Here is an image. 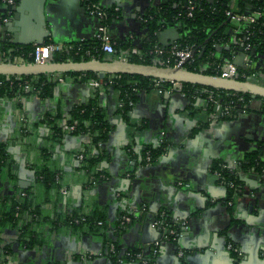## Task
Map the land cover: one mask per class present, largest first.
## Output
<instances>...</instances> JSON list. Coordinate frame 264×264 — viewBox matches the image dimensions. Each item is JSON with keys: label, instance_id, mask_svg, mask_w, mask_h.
<instances>
[{"label": "crops", "instance_id": "obj_1", "mask_svg": "<svg viewBox=\"0 0 264 264\" xmlns=\"http://www.w3.org/2000/svg\"><path fill=\"white\" fill-rule=\"evenodd\" d=\"M94 1L109 13L105 26L113 43L131 44L116 54L140 50L148 34L144 15L150 8L177 3ZM102 20L87 11L83 0H14L12 5L0 0V24L8 22L0 25V47L34 46L47 39L74 46L92 43ZM181 32L176 22L157 29L154 35L164 45ZM257 64L261 77L264 57ZM56 78L51 96L30 93L0 98V142L7 144L10 169L9 174L6 169L0 173V196L11 194L15 187L30 192L39 213L32 228L41 240L32 248L17 247V231L5 227L0 246L11 244L14 249L7 264H142L106 256L107 241L121 251L141 252L147 264H264V171L239 167L252 153L264 160V113L255 107L233 118H216L202 97L152 88L138 92L124 115L116 89L93 86L91 79L81 80L80 75ZM92 98L103 110L109 129L98 147H89L101 157L96 179L81 168L82 160L77 157L89 144V136L64 129L68 112ZM57 113L60 116L55 119ZM161 142L167 148L158 159L141 163V152ZM217 161L237 163L239 184L228 204L222 202L228 189L211 170ZM40 167L56 173L55 186L44 187L37 175ZM141 205L146 207L144 212L125 226L119 224L124 211ZM160 210L185 222L175 242L161 240L153 225ZM74 213L99 217L101 224L75 228L64 224ZM228 241L240 249L238 259L227 249ZM99 251L102 256L97 255Z\"/></svg>", "mask_w": 264, "mask_h": 264}, {"label": "trees", "instance_id": "obj_2", "mask_svg": "<svg viewBox=\"0 0 264 264\" xmlns=\"http://www.w3.org/2000/svg\"><path fill=\"white\" fill-rule=\"evenodd\" d=\"M92 2L94 0H88ZM194 8L191 10V15L187 14V8L185 7V0H177L175 6L173 2L161 3L158 6L150 8L145 16V24L148 26V34L141 40L140 55L131 54L128 58L129 61L140 62L145 64L153 63V55L150 50L154 46L163 47L156 41L154 32L157 29L163 28L168 24L179 23L181 26V35L175 43L180 48L194 49L195 53L192 58L189 59L184 65L185 69L192 71H200L208 74H220L218 65L224 63L225 60L234 61L235 52L239 49V43L243 42V46L247 42L251 45L249 51L252 63L247 67L245 65L237 64V70L239 73H250L252 71L261 69L259 67L258 60L264 57V0H192ZM231 10L233 13H244L247 10H258L261 14L255 20V22L247 25H236L232 21L228 20L226 15L227 10ZM110 20L109 13L105 14L102 22L107 23ZM227 21V22H226ZM237 29L236 32L234 30ZM248 35V39H247ZM235 38V39H234ZM240 38V41L238 39ZM45 40L44 43L48 42ZM112 41V40H111ZM114 50L118 52L119 49L127 48L131 46L128 43H118L112 41ZM229 46L225 48V46ZM82 50L77 54L71 53L67 55H55L54 61L65 60H89L96 59H114L115 57L108 58L105 53L100 49V43L97 39H94L92 43H82ZM220 46V49L217 48ZM204 47L201 56H198L200 50ZM33 46H16V45H2L0 52L9 56V60H13L15 57H21L24 62H32L33 57L30 55L33 50ZM85 50L89 51V54L85 53ZM253 51V53H252ZM115 52V54H116ZM247 53V51H245ZM174 61L164 63L169 66L174 65ZM65 75H80L81 80H96L100 82V85L105 87H112L119 92L121 112L126 115L131 105L129 101H134L136 95L140 91H149L154 88L156 80L152 77L138 75V74H115L104 73L103 76H99L98 73L92 71H67V72H55L45 74H33V75H0V98H19L30 93H35L40 97H48L52 95L53 88L57 83V78L54 76ZM119 75V77H117ZM112 79L111 84L108 81ZM239 79L244 80V77ZM28 82L30 88L24 90L23 83ZM183 91L188 97L199 96L206 99L204 93H200V89L208 88L212 89L221 101V105L226 107L230 101L235 100L237 97H243L244 103L247 104L252 98L259 100V107L257 111L264 113V97L255 96L252 97L250 93H243L241 91L227 90L202 86L198 84L182 83ZM197 91V92H196ZM242 104V103H241ZM207 109L211 110L210 102L206 103ZM239 101L231 103L230 111L228 114L221 115L218 118H233L240 113ZM252 107H247L245 110H253ZM60 116L57 113L53 116L55 119ZM49 122L53 120L48 119ZM68 123L76 122L74 132L84 133L89 136V144L84 146L79 154H82L81 168L90 173L92 179H96L98 176L97 166L100 161V156L92 154L89 147H98V145L104 141L109 131L108 124L105 119L103 110L98 107L96 99L92 98L87 103L78 105L72 108L68 112ZM140 125H136L138 129ZM55 128V132L59 131L58 127ZM22 132L26 130V127L21 126ZM26 132V131H25ZM167 148V143L161 142L155 147H146L141 156H145V152L148 150L151 156V163L155 162L158 157ZM8 151L7 144L0 142V173L3 170H7L8 174L10 169L8 168ZM144 163V160H141ZM220 162H214L211 165V170L217 169L221 172L224 183L227 187L228 193L225 198H222V202L228 204L236 194L239 184L236 169L228 170L221 169ZM239 167L244 169H250L256 171H262L264 169V160H262L258 154L252 153L247 155L245 159L239 162ZM12 175V174H11ZM37 175L39 180L43 183L44 187L49 188L52 185H56V173L48 170V168L40 167L37 169ZM232 183V186L230 185ZM24 191L25 196H19V192ZM230 207V205H229ZM125 212V211H124ZM39 213L34 206L30 197V192L27 189L15 187V190L9 195L0 196V234L7 226L14 228L17 231L16 246L32 248L41 243L39 235L35 234L33 225L38 221ZM81 218H84L82 220ZM134 218V217H133ZM74 219H78V222H74ZM97 218H90L85 215H78L76 213L66 217L63 221L64 224L77 227L83 224H96L98 225ZM57 221H53L55 225ZM113 243L115 245L117 253L119 252L118 245L112 241H107V244ZM14 249L11 244H5L0 246V261L2 264H7L9 259L13 256ZM234 255V254H233ZM235 256V255H234ZM115 258V256H111Z\"/></svg>", "mask_w": 264, "mask_h": 264}, {"label": "built area", "instance_id": "obj_3", "mask_svg": "<svg viewBox=\"0 0 264 264\" xmlns=\"http://www.w3.org/2000/svg\"><path fill=\"white\" fill-rule=\"evenodd\" d=\"M83 1H84L85 8L90 14L96 15L97 17H99V19H103L105 17L106 13L98 7L95 1H92V2H89L88 0H83ZM5 2L8 5H12L14 3V0H5ZM184 3L188 11L187 14L190 16L191 10L194 8L193 1L185 0ZM260 14L261 13L258 10L249 11L248 14H245V12L244 13H233L230 9L226 11V15L229 17V20L239 26L244 25V24L249 25L255 22L256 18L260 16ZM236 31L237 29L234 30V32ZM95 38L99 41L100 49L102 50V52L113 55V57H115L114 59L128 60L131 54H135L137 56L140 55V51L137 49H128L127 51L121 52L119 54H115V50H114L111 38L109 37L107 30H106L105 23L103 22L100 23L96 27ZM247 39H248V35H247ZM238 41H240V38L238 39ZM33 47L34 48L31 51L30 55L33 57L32 62L34 63H45V62L51 61L53 59V55L61 54V55L70 56L71 53L77 54L80 50H82L80 45H77V46L68 45V44H63L61 42L52 41V40H49L46 43L43 42L40 44H35ZM192 50L194 49H190L186 47L180 48L174 41L172 44L166 45L163 47L154 46L153 49L150 50V53L153 55L154 64L169 66L164 63H169L171 60H173L175 62L173 66H176L182 63L183 60L186 58L191 59L193 56L191 55ZM250 50H251V45L248 42L245 46L242 45L243 55H242L241 61L243 65L247 67L252 63V59L249 53ZM245 51H247V53ZM85 53L89 54V51L85 50ZM8 58H9L8 55H4V53L2 52L0 53V60L17 61V62L23 61L21 57H15L13 60H9ZM218 67L220 70V74L218 75L222 77H226V78L239 79V76H240V77H244V80L258 82L257 79L262 74L261 69L252 71L247 74L239 73V71L237 70V64L234 61H229V60H225L224 63H222L221 65H218ZM117 77H119V75ZM58 81H62V79L60 78L58 79ZM112 82H113L112 79L108 81L109 84H111ZM90 83L93 86H100V82L96 80H91ZM22 87L24 90H28L30 88V85L28 82H25L23 83ZM154 88H164L166 92H179L181 94H185V92L183 91L182 82L173 81V80L158 79L156 80L154 84ZM199 91L200 93H204L206 95V99L204 100L206 103L210 102L212 115L213 117H216V118L220 117L221 115L228 114L230 111L232 102L239 101L241 105L240 107L242 108L240 112H246L245 109L247 107H252V108L256 107L258 109L259 103H260L259 100L252 98V100H249L246 104L243 101V97L240 96V97H237L233 101L231 100L230 103L226 107H223L221 105V101L218 98L217 94L212 89L202 88ZM254 103H256L257 105L254 106L253 105ZM128 104L132 105V101H129ZM121 105H122V102H119V106ZM75 126H76V122H72L70 124L68 123L67 125L64 126V129L68 131H74ZM77 157L79 159H82L83 156L82 154H78ZM140 159L144 160V164H150L151 156H150L149 151L147 150L145 152V156L144 157L141 156ZM236 165H237L236 161H233L230 163L223 162L221 163L220 168L228 169L231 171V170L236 169L237 167ZM212 172L216 175L219 182L223 184L224 180L221 175V172L217 169L212 170ZM179 184H182V183L179 182ZM230 185L232 186V183H230ZM61 191L63 193H66L65 189H61ZM25 195L26 193L24 191L19 192V196L23 197ZM145 210H146L145 205L130 206L124 213H122L118 217L119 224L121 226H125L126 224H129L131 220L133 219V217L140 214L141 212H144ZM81 219L84 220V218H81ZM73 221L78 222L79 220L74 219ZM184 223H185L184 221L170 218L167 215L166 211L160 210L159 212L156 213V217L153 222V225L157 227L158 230L160 231L161 240L175 242L177 238L180 236V228L184 225ZM97 224H101V221H98ZM159 243L160 241L158 240L155 241V250H154L155 253L158 249L157 246H159ZM226 247L229 251H231L235 255V259H238L240 257L241 255L240 249L234 243L228 241L226 243ZM104 253L108 257L115 256V259L118 262L136 261L142 264H147V260L143 257L141 252H137L133 250H124V251L119 250V252L117 253L115 245L113 243L106 245ZM97 255L102 256L103 252L99 251ZM178 255L182 256L183 250H179Z\"/></svg>", "mask_w": 264, "mask_h": 264}, {"label": "water", "instance_id": "obj_4", "mask_svg": "<svg viewBox=\"0 0 264 264\" xmlns=\"http://www.w3.org/2000/svg\"><path fill=\"white\" fill-rule=\"evenodd\" d=\"M8 6H6L7 9ZM5 9V10H6ZM4 12V11H3ZM246 11L245 14H248ZM229 17L227 18V21ZM226 21V22H227ZM8 22L1 23L6 25ZM0 24V25H1ZM180 38V35L173 38L168 44L162 46L170 45L174 41ZM235 39V38H234ZM12 43V41H9ZM239 49L235 52L234 61L237 64L242 65V45L239 43ZM229 46H225L228 48ZM220 46L218 47V49ZM204 47L198 53L201 56ZM195 53V50L191 51V55ZM253 53V51H252ZM263 58V57H262ZM189 60L186 58L182 63L176 66H165L158 64H145L140 62H134L129 60H117V59H96L92 58L89 60H65V61H48L45 63H34V62H24V61H8L0 60V75H33V74H45V73H55V72H67V71H92L103 76L104 73H115V74H138L143 76L152 77L154 79L161 80H173L182 83L198 84L202 86L241 91L243 93H250L253 97L260 96L264 97V85L247 80L226 78L218 74H208L200 71H192L185 69L184 65ZM179 93V92H176ZM166 95H169L166 93Z\"/></svg>", "mask_w": 264, "mask_h": 264}, {"label": "rangeland", "instance_id": "obj_5", "mask_svg": "<svg viewBox=\"0 0 264 264\" xmlns=\"http://www.w3.org/2000/svg\"><path fill=\"white\" fill-rule=\"evenodd\" d=\"M264 75H262L260 78L257 79L258 82L264 83ZM254 106L257 105L256 103L253 104Z\"/></svg>", "mask_w": 264, "mask_h": 264}]
</instances>
